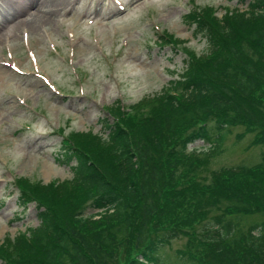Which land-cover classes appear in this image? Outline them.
I'll list each match as a JSON object with an SVG mask.
<instances>
[{
    "label": "rangeland",
    "instance_id": "rangeland-1",
    "mask_svg": "<svg viewBox=\"0 0 264 264\" xmlns=\"http://www.w3.org/2000/svg\"><path fill=\"white\" fill-rule=\"evenodd\" d=\"M44 1L0 0V264L2 254L15 260L24 256L47 196L68 200L60 190L74 189L75 179L82 190L73 134L99 163L113 154L112 127L144 142L143 123L155 101L170 89L180 91L191 54L208 49L198 13L210 10L222 17L227 7L244 10L251 0H46L51 19L34 29V5ZM255 136L256 130L243 124L229 127L223 148L198 174L209 177L223 166L263 162L264 143H255ZM209 146V140L197 139L188 152L202 153ZM188 184L183 180L180 187ZM22 187L45 204L26 196ZM207 197L191 195L187 208L203 217L200 199ZM212 206L206 208L212 209L211 219L226 212L222 202ZM138 207L140 202L135 213ZM263 220L264 212L246 214L242 232ZM203 224L193 223L163 247L168 264H208Z\"/></svg>",
    "mask_w": 264,
    "mask_h": 264
},
{
    "label": "trees",
    "instance_id": "trees-1",
    "mask_svg": "<svg viewBox=\"0 0 264 264\" xmlns=\"http://www.w3.org/2000/svg\"><path fill=\"white\" fill-rule=\"evenodd\" d=\"M198 16L208 49L191 54L180 91L170 89L155 101L143 123L152 141L112 127L113 154L99 163L73 134L82 190L75 179L74 189L60 190L68 200L47 196L39 226L29 231L26 253L15 260L1 252L4 264H168L163 247L200 222L208 238V264H264V220L241 230L246 214L264 212V161L223 166L209 177L198 174L223 148L231 126L256 130L255 143H264V0H251L244 10L227 7L222 17L210 10ZM197 139L209 140L210 146L200 154L188 152ZM183 180L189 184L180 187ZM193 194L209 196L200 199L203 217L187 208ZM217 202L226 212L211 219L212 209L206 208ZM19 248L16 243L15 251ZM192 262L184 264H201Z\"/></svg>",
    "mask_w": 264,
    "mask_h": 264
},
{
    "label": "bare ground",
    "instance_id": "bare-ground-1",
    "mask_svg": "<svg viewBox=\"0 0 264 264\" xmlns=\"http://www.w3.org/2000/svg\"><path fill=\"white\" fill-rule=\"evenodd\" d=\"M32 1V0H30ZM48 1H44V4L42 2H38L34 5V8L37 9L35 14H33V20L31 21V25L34 29H37L39 23H47L50 21L51 19V12H49V10L46 9L45 4L47 3ZM43 4V5H42ZM13 5V4H12ZM39 5H41L42 7H38ZM50 5H53L50 3Z\"/></svg>",
    "mask_w": 264,
    "mask_h": 264
}]
</instances>
